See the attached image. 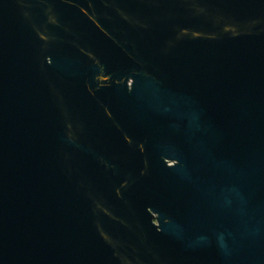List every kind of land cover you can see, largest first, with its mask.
Segmentation results:
<instances>
[{
  "label": "water",
  "instance_id": "obj_1",
  "mask_svg": "<svg viewBox=\"0 0 264 264\" xmlns=\"http://www.w3.org/2000/svg\"><path fill=\"white\" fill-rule=\"evenodd\" d=\"M0 264H264V0H0Z\"/></svg>",
  "mask_w": 264,
  "mask_h": 264
}]
</instances>
